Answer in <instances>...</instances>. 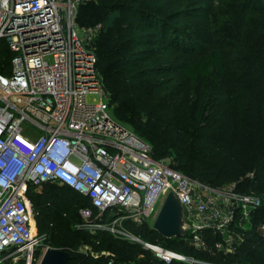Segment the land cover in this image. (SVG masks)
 <instances>
[{"label":"built area","instance_id":"1","mask_svg":"<svg viewBox=\"0 0 264 264\" xmlns=\"http://www.w3.org/2000/svg\"><path fill=\"white\" fill-rule=\"evenodd\" d=\"M86 1L0 0V39L15 53L12 74H0V264H40L51 247L35 263L45 237L29 189L45 182L87 199L78 228L127 239L138 237L126 221L155 222L172 191L189 241L211 250L208 231L224 233L236 210L243 214L261 198L236 182L212 186L190 177L169 157L156 158L151 143L116 117L98 65L103 25L78 21ZM142 242L166 263L193 258Z\"/></svg>","mask_w":264,"mask_h":264},{"label":"trees","instance_id":"2","mask_svg":"<svg viewBox=\"0 0 264 264\" xmlns=\"http://www.w3.org/2000/svg\"><path fill=\"white\" fill-rule=\"evenodd\" d=\"M258 1L264 9V0ZM93 7L99 15L94 18L90 13L88 19L93 21L81 22L82 12ZM200 8L204 6L198 0H93L81 5L78 21L103 25L100 36L104 41L99 43L100 36L97 39L98 65L107 91L114 93L111 104H122L115 106L120 118L128 119L129 105L135 111L146 109L158 96L169 103L163 111L153 107L145 123L135 124L138 134L151 143L156 158L174 154L172 165L190 177L212 186L236 182L238 191L240 179L253 171L240 192L263 198L264 25L249 28L244 20L238 30L231 31L235 55L229 60L225 44L213 37L200 47L201 35L196 32H201V23L193 30ZM14 56L9 42L0 39V74H12ZM219 75L222 84L216 93L220 98L206 101L201 108L203 96L209 95L205 91L197 106L188 107L189 85ZM242 115L259 123L248 143L239 140L237 123ZM29 194L37 207L39 234H46L49 246L70 254L68 264H126L128 260L139 264H264L259 218L248 228L239 223L232 226L235 241L230 251L217 246L223 233L214 231L207 236L211 250H203L194 247L187 236L165 238L151 224L130 220L126 225L138 239L119 238L105 229L91 233L78 228V209L88 201L65 185L45 182L39 188L31 187ZM257 210L264 218V205ZM142 240L193 258L166 263Z\"/></svg>","mask_w":264,"mask_h":264},{"label":"rangeland","instance_id":"3","mask_svg":"<svg viewBox=\"0 0 264 264\" xmlns=\"http://www.w3.org/2000/svg\"><path fill=\"white\" fill-rule=\"evenodd\" d=\"M93 0H87L85 3H89ZM204 8H200L196 13L198 17L194 18L195 23L193 21V30L197 23H201L197 34L200 33V37L198 41L200 43V47L202 48L205 46L211 37L215 38L219 43H224V49L226 57L230 60L235 55V41L229 36V33L233 30H238L239 27L242 25V21L245 20L247 26L249 28L258 27L261 28L264 25V9L263 6L260 4L258 0H198ZM88 13V14H87ZM92 13L93 17L99 15L100 11L97 7H93L87 9L82 12L80 15L81 22L93 21V19H88V15ZM83 15V17H82ZM80 22V23H81ZM82 24V23H81ZM103 36V34H101ZM100 36L99 43L104 41V37ZM195 37V36H194ZM101 51V50H100ZM222 84L221 75L216 76L215 78L201 80L196 83H192L189 85V92L186 97V103L188 107L192 108L199 104V97L202 95L203 92L208 91L209 95H204L206 99L202 100L200 107L203 108L206 101L214 102V99H217L220 95L216 92L220 89ZM155 85V84H154ZM154 85L152 87H154ZM158 95H162V91H157ZM216 93V94H215ZM111 99L114 97V93L109 91ZM220 98V97H219ZM221 100V99H220ZM226 104V101L224 102ZM223 103V105H225ZM122 105V104H115L114 105V113L118 119H120L123 123H125L130 129L133 131L140 133L138 128L135 126L137 122L145 123L147 120L149 111L153 107H157L161 111L168 109L170 106L169 103L165 101H161V97H156L153 102L150 103V106L146 109L140 110H133L131 105H129L130 110L128 112V119H122L116 114L115 106ZM167 117H171V114H167ZM259 127V123L250 118L248 115H242L239 117V122L237 123V129L239 131V140L242 143H248L253 139L254 134L256 133ZM244 148H249L251 145H241ZM170 152L174 153L173 149H170ZM174 154H169L167 157L172 161ZM253 171H248L246 175H244L240 182L241 184L238 186L239 191L244 189V185L247 180L253 176ZM260 205H264V197L260 199V204L256 199L255 206L252 204L246 205L244 208L243 214H239L238 212L242 213L243 210L238 209L236 210V215L231 224L225 227L222 243L224 245V249L226 251H230L231 244L235 241V235L232 233V226L236 223H239L243 228H248L252 225L253 221L257 218L260 219V227L259 231L262 233V237L264 239V218L262 214L257 210ZM245 217H244V216ZM150 223L152 220L149 221ZM38 231V228H37ZM39 233V232H38ZM46 238V234H43ZM47 243L44 242L40 245V248L37 251L35 263L39 262L41 259V255L44 249L47 247ZM21 260H18L16 263L13 264H20ZM126 264H139L137 261H125Z\"/></svg>","mask_w":264,"mask_h":264},{"label":"water","instance_id":"4","mask_svg":"<svg viewBox=\"0 0 264 264\" xmlns=\"http://www.w3.org/2000/svg\"><path fill=\"white\" fill-rule=\"evenodd\" d=\"M152 227L165 238L187 235L184 207L174 192L168 194ZM70 259L71 256L66 250L50 247L40 264H68Z\"/></svg>","mask_w":264,"mask_h":264}]
</instances>
